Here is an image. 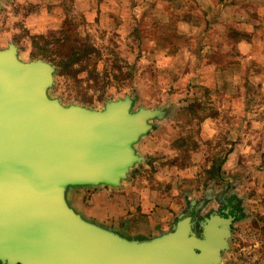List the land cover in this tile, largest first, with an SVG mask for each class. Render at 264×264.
<instances>
[{
    "label": "rangeland",
    "instance_id": "rangeland-1",
    "mask_svg": "<svg viewBox=\"0 0 264 264\" xmlns=\"http://www.w3.org/2000/svg\"><path fill=\"white\" fill-rule=\"evenodd\" d=\"M210 1L2 0L0 48L12 41L23 60L53 63L49 93L63 104L102 108L129 94L134 109L163 106L165 117L136 145L143 160L126 185H149L159 216L176 222L178 213H190L197 232L205 217L229 209L234 219L221 264H264V0H245L237 8L246 16L234 20L233 7ZM242 37L263 50L236 76L246 96L233 103L198 79L229 63L237 52L228 44ZM201 66L209 70L202 74ZM206 117L215 121L209 138L200 134ZM230 127L251 148L243 152L239 143L230 156L237 142Z\"/></svg>",
    "mask_w": 264,
    "mask_h": 264
},
{
    "label": "water",
    "instance_id": "water-1",
    "mask_svg": "<svg viewBox=\"0 0 264 264\" xmlns=\"http://www.w3.org/2000/svg\"><path fill=\"white\" fill-rule=\"evenodd\" d=\"M55 71L42 58L23 60L12 41L0 48V263L221 264L229 209L205 217L200 232L180 212L169 230L131 238L72 206L73 187L128 180L143 160L137 143L166 111L134 109L129 94L102 108L63 104L49 93Z\"/></svg>",
    "mask_w": 264,
    "mask_h": 264
},
{
    "label": "crops",
    "instance_id": "crops-1",
    "mask_svg": "<svg viewBox=\"0 0 264 264\" xmlns=\"http://www.w3.org/2000/svg\"><path fill=\"white\" fill-rule=\"evenodd\" d=\"M201 3V0H197ZM212 3L210 0H203V3ZM224 6L231 10V19H237L238 17H245L247 11H238V6L245 5L246 1L243 0H223ZM213 6V3H212ZM254 27L257 24H251ZM244 26L241 27V29ZM257 29V27H256ZM257 42L254 43L253 39L246 37L239 38L236 42V48L232 44H228L230 48L236 50V54L229 63H225L223 68L213 65L214 73L208 69L207 66L202 67V74L204 70H209V74H204L201 80L198 81L207 87H216L220 89V92L224 96L232 98L233 103L244 101L246 96L245 90L240 86H236V76L241 74V68H246L247 60L249 58H259L255 49L263 50L257 46ZM209 46L203 43L202 48L206 49ZM262 47V46H261ZM264 56V55H263ZM264 58V57H262ZM239 71V73H238ZM223 72L229 74L228 77H223ZM197 81V82H198ZM264 84V78L262 79ZM224 88L225 91L223 90ZM225 92V93H224ZM242 101V102H243ZM233 108L239 105H231ZM241 108V107H240ZM239 108V109H240ZM245 109V107H244ZM244 110H241L243 112ZM234 112V111H232ZM246 112V110H245ZM214 118L206 117L200 121V134L204 138H209L214 134ZM234 128L230 127V138L237 141L234 144L231 154H235V146L238 144L243 150L244 146L251 148L250 144L246 141L242 144V140H246V137H235ZM155 139V138H154ZM152 140V142L154 141ZM145 139H141L140 143L143 144ZM149 140V139H148ZM151 140V139H150ZM140 144V145H141ZM246 148V149H247ZM248 150V149H247ZM245 152V149L244 151ZM130 181H125L120 187H106V186H80L73 187L69 191V201L74 208L81 212L84 216L95 220L105 226L115 229L119 233L131 237V238H150L162 232L169 230L174 221L170 215L159 216V206H157L158 199L155 198L153 191L149 185L144 184H130L126 185ZM146 184V183H145ZM152 193V194H150ZM150 194V196H149Z\"/></svg>",
    "mask_w": 264,
    "mask_h": 264
},
{
    "label": "flooded vegetation",
    "instance_id": "flooded-vegetation-1",
    "mask_svg": "<svg viewBox=\"0 0 264 264\" xmlns=\"http://www.w3.org/2000/svg\"><path fill=\"white\" fill-rule=\"evenodd\" d=\"M232 205L231 199L228 201H224V207L220 209L221 212H223L224 210H226L229 206Z\"/></svg>",
    "mask_w": 264,
    "mask_h": 264
},
{
    "label": "trees",
    "instance_id": "trees-1",
    "mask_svg": "<svg viewBox=\"0 0 264 264\" xmlns=\"http://www.w3.org/2000/svg\"><path fill=\"white\" fill-rule=\"evenodd\" d=\"M1 264V263H0Z\"/></svg>",
    "mask_w": 264,
    "mask_h": 264
}]
</instances>
